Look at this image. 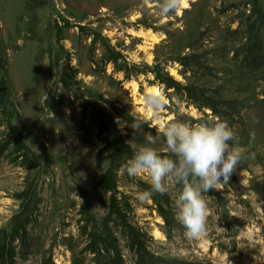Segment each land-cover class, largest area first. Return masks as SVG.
I'll use <instances>...</instances> for the list:
<instances>
[{"label": "rangeland", "instance_id": "obj_1", "mask_svg": "<svg viewBox=\"0 0 264 264\" xmlns=\"http://www.w3.org/2000/svg\"><path fill=\"white\" fill-rule=\"evenodd\" d=\"M159 7L0 0V264H136L137 242L157 264H264V66L240 71L233 51L245 39L225 32L239 21L253 32L264 0H185L167 16ZM153 91L165 97L158 120L147 116ZM139 117L149 122L136 135ZM176 118L227 121L247 156L204 194L201 239L175 218L178 186L141 203L148 178L124 169L128 141ZM154 147L167 154L162 137Z\"/></svg>", "mask_w": 264, "mask_h": 264}, {"label": "clouds", "instance_id": "obj_2", "mask_svg": "<svg viewBox=\"0 0 264 264\" xmlns=\"http://www.w3.org/2000/svg\"><path fill=\"white\" fill-rule=\"evenodd\" d=\"M184 3L185 0H160L159 12L162 16L179 13ZM145 103L152 119H160L166 108L165 97L149 93ZM148 122L139 117L129 127L140 135ZM156 127L158 135L146 134L145 143L128 141L132 156L124 169L129 177L147 176L149 189L136 195L141 203L151 200L154 194H165L173 184L178 186L175 218L184 228L186 238L201 239L207 234L209 216L204 194L229 182L247 158L245 151L234 146L239 144L237 134L227 121L219 118L197 123L176 118ZM161 137L166 155L154 147Z\"/></svg>", "mask_w": 264, "mask_h": 264}, {"label": "trees", "instance_id": "obj_3", "mask_svg": "<svg viewBox=\"0 0 264 264\" xmlns=\"http://www.w3.org/2000/svg\"><path fill=\"white\" fill-rule=\"evenodd\" d=\"M264 21L259 20L258 26L253 32H244L240 26V21L238 26L235 29L227 28L225 32L232 40L240 35H243L244 42L242 47L235 49L233 51V60L238 65L240 71L243 73L249 74L256 72L261 67L264 66ZM242 30V33L240 32ZM0 72L3 75L6 73V62L3 54L0 50ZM2 95V93H0ZM6 148L3 147L2 151H5ZM136 248L138 250V256L136 258V264H157L154 262V258L151 255H147L144 249L141 247V244L137 242ZM69 251H72V247H68ZM145 256V257H143ZM120 260H117L115 257L110 258L109 260L104 259L101 261V264H121ZM50 264H52L50 262ZM71 264H83L82 260H77L76 257H72Z\"/></svg>", "mask_w": 264, "mask_h": 264}, {"label": "bare ground", "instance_id": "obj_4", "mask_svg": "<svg viewBox=\"0 0 264 264\" xmlns=\"http://www.w3.org/2000/svg\"><path fill=\"white\" fill-rule=\"evenodd\" d=\"M155 90H156V89H155ZM153 93L160 94V92H158V91H153ZM147 116H148V117H151V116H152V114H151V113H149V112H147Z\"/></svg>", "mask_w": 264, "mask_h": 264}]
</instances>
